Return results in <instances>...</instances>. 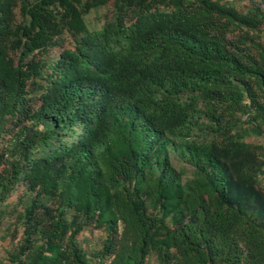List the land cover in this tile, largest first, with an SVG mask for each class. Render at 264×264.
I'll list each match as a JSON object with an SVG mask.
<instances>
[{"label": "trees", "instance_id": "trees-1", "mask_svg": "<svg viewBox=\"0 0 264 264\" xmlns=\"http://www.w3.org/2000/svg\"><path fill=\"white\" fill-rule=\"evenodd\" d=\"M263 24L264 0H0L8 264H264Z\"/></svg>", "mask_w": 264, "mask_h": 264}, {"label": "rangeland", "instance_id": "rangeland-1", "mask_svg": "<svg viewBox=\"0 0 264 264\" xmlns=\"http://www.w3.org/2000/svg\"><path fill=\"white\" fill-rule=\"evenodd\" d=\"M246 1L247 0H242L243 3H245ZM103 14H108V11L102 9L97 12H91L86 17V21L89 23L90 28H98L99 24L101 23V16ZM260 31V40L264 43V24L260 27ZM67 47H70L69 39L62 38L59 42V46L52 47L48 50L46 59H54L62 48ZM245 141L264 144V141L259 138H246ZM174 164L178 167L182 165L176 161H174ZM182 167L187 170L185 165H182ZM259 179L260 185L264 186V172L262 175H260ZM21 192V188H17L15 192L7 199L6 205L0 209V264H8L7 253L11 252L14 249V247L18 244L20 238L21 226L17 224L15 220L16 213L19 212V207L16 206L14 212H12V209L17 198L22 195ZM86 235H89L88 232L83 231L76 236L77 240L81 244L82 249L84 250L87 249V244L92 245L89 241H87ZM144 264H157V262L154 256H150Z\"/></svg>", "mask_w": 264, "mask_h": 264}, {"label": "crops", "instance_id": "crops-1", "mask_svg": "<svg viewBox=\"0 0 264 264\" xmlns=\"http://www.w3.org/2000/svg\"><path fill=\"white\" fill-rule=\"evenodd\" d=\"M101 236H102V233H100V232H92L91 234L86 235V239H87V241L90 242V244L98 247L97 244H98V241L100 240Z\"/></svg>", "mask_w": 264, "mask_h": 264}]
</instances>
